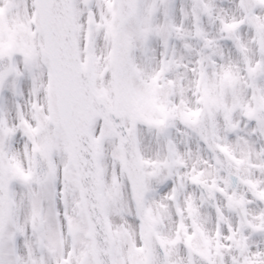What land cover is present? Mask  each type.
<instances>
[{
    "label": "snow or ice",
    "instance_id": "6c2138e0",
    "mask_svg": "<svg viewBox=\"0 0 264 264\" xmlns=\"http://www.w3.org/2000/svg\"><path fill=\"white\" fill-rule=\"evenodd\" d=\"M0 264H264V0H0Z\"/></svg>",
    "mask_w": 264,
    "mask_h": 264
}]
</instances>
